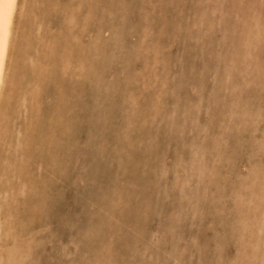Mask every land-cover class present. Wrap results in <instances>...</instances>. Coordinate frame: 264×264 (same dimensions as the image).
Wrapping results in <instances>:
<instances>
[{"label":"rangeland","instance_id":"374dc122","mask_svg":"<svg viewBox=\"0 0 264 264\" xmlns=\"http://www.w3.org/2000/svg\"><path fill=\"white\" fill-rule=\"evenodd\" d=\"M17 11L0 264H264V0Z\"/></svg>","mask_w":264,"mask_h":264},{"label":"bare ground","instance_id":"6f19581e","mask_svg":"<svg viewBox=\"0 0 264 264\" xmlns=\"http://www.w3.org/2000/svg\"><path fill=\"white\" fill-rule=\"evenodd\" d=\"M18 1L15 0V6L9 9L8 4L9 0H0V99L1 95L3 96V87L5 84V78H6V68H7V62H8V57L12 45V36L13 34V29H14V21H15V16L16 13H18L17 8H18ZM86 1V0H85ZM137 1V0H136ZM88 3V2H87ZM24 4V3H23ZM22 11V10H21ZM88 13V12H87ZM132 13V12H131ZM10 14V15H9ZM19 14V13H18ZM21 14V13H20ZM22 16V15H21ZM236 17V16H235ZM22 18V17H21ZM49 18V17H48ZM37 19V18H35ZM46 19V17H45ZM51 19V18H50ZM58 19V17H57ZM56 20V19H55ZM55 22V21H54ZM74 22V21H73ZM72 22V25L74 24ZM19 23V22H18ZM37 23V22H36ZM56 23V22H55ZM95 24V23H93ZM18 25V24H17ZM71 25V24H70ZM49 26V25H48ZM18 28V27H17ZM50 28V27H49ZM95 28V27H94ZM19 29V28H18ZM135 29V28H134ZM134 31V30H132ZM70 32V31H69ZM101 33V32H100ZM19 34V33H18ZM158 34V33H157ZM69 35V34H68ZM84 35V34H83ZM17 36V35H16ZM15 36V38H16ZM147 36V35H146ZM55 37V36H54ZM145 38V36H144ZM16 41V40H15ZM51 41V40H50ZM144 41V40H143ZM146 42V41H145ZM163 42V41H162ZM70 45V44H69ZM105 45V44H104ZM144 46H147L145 44ZM13 47V46H12ZM15 47V46H14ZM169 47V46H168ZM72 49V48H71ZM15 50V49H14ZM21 50V49H20ZM143 51V49L141 50ZM58 52V51H57ZM80 52V51H79ZM37 53V52H35ZM18 54V52H17ZM11 55V54H10ZM39 55V54H38ZM63 55V54H62ZM12 57V55H11ZM63 59V58H62ZM14 60V59H13ZM30 60V58H29ZM163 60V59H162ZM28 61V60H27ZM31 61V60H30ZM31 64V63H30ZM13 65V64H12ZM65 67V66H64ZM66 68V67H65ZM166 70V69H165ZM164 76V75H163ZM254 79V78H253ZM35 85V84H34ZM209 86V85H208ZM199 87V86H198ZM8 89V88H7ZM9 91V90H8ZM24 91V90H23ZM205 93V92H204ZM47 94V93H46ZM130 94V93H129ZM9 96V95H8ZM24 96V95H23ZM4 97V96H3ZM2 97V100H3ZM11 97V96H10ZM27 99V98H26ZM47 99V98H46ZM9 100V99H8ZM9 103V102H8ZM22 103V102H21ZM7 105V104H6ZM4 105L5 107H7ZM0 106H2V103L0 101ZM3 106V107H4ZM9 107V105H8ZM1 108V107H0ZM3 109V108H2ZM8 110V109H6ZM10 110V109H9ZM48 111V110H47ZM0 109V113H1ZM4 112V111H3ZM8 113V112H7ZM103 114V113H102ZM114 115V114H113ZM105 120V119H104ZM108 121V120H107ZM10 123V122H9ZM11 124V123H10ZM111 126V125H110ZM117 128V127H116ZM81 129V128H80ZM91 129V128H90ZM19 130V129H18ZM4 131V130H3ZM21 131V130H20ZM19 131V132H20ZM51 132V131H50ZM89 133V132H88ZM19 134V133H18ZM87 134V133H86ZM21 135H23L21 133ZM71 135V134H70ZM78 135V134H77ZM72 136V135H71ZM191 138V137H190ZM51 139V138H50ZM69 139V138H68ZM73 139V138H72ZM66 140V139H65ZM57 142V141H56ZM22 143V142H21ZM113 146V145H112ZM10 150V149H9ZM131 150V149H130ZM107 154V153H106ZM108 159V158H107ZM132 159V158H131ZM105 161V160H104ZM113 161V160H112ZM106 163V162H105ZM18 168V167H17ZM52 187V186H51ZM54 187V185H53ZM55 188V187H54ZM50 192V191H49ZM51 195V194H50ZM24 200V199H23ZM4 202V201H3ZM8 202V201H7ZM36 205V203H35ZM33 206V205H32ZM46 206V205H45ZM240 206V205H239ZM11 211V210H10ZM12 215V214H11ZM254 215V214H253ZM259 215V214H258ZM1 217V216H0ZM11 217V216H10ZM16 217V216H15ZM44 217V216H43ZM245 217V216H243ZM242 217V218H243ZM264 217V216H263ZM2 218V217H1ZM1 220V219H0ZM4 222V221H3ZM43 222V221H42ZM90 224V223H89ZM2 225V224H1ZM5 227V226H4ZM41 227V226H40ZM2 229V228H1ZM11 229V228H10ZM40 230V229H39ZM232 230V229H231ZM1 232V231H0ZM40 233V232H39ZM1 236V235H0ZM155 239V238H154ZM20 240V239H19ZM23 241V240H22ZM47 244V243H46ZM201 250V249H200ZM22 252V251H21ZM137 253V252H136ZM12 254V253H11ZM1 256V255H0ZM143 257H146L143 256ZM2 258V257H1ZM3 260V259H2ZM144 260V259H143ZM172 261V260H171ZM176 263V262H175ZM4 264V263H3ZM188 264V263H187Z\"/></svg>","mask_w":264,"mask_h":264},{"label":"snow or ice","instance_id":"6c2138e0","mask_svg":"<svg viewBox=\"0 0 264 264\" xmlns=\"http://www.w3.org/2000/svg\"><path fill=\"white\" fill-rule=\"evenodd\" d=\"M14 6H15V0H9V4H8L9 9H11Z\"/></svg>","mask_w":264,"mask_h":264}]
</instances>
